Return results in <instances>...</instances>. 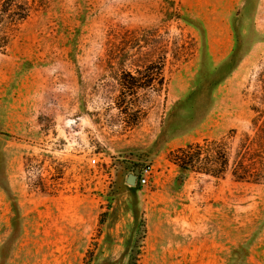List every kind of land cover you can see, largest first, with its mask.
I'll return each mask as SVG.
<instances>
[{"label": "rangeland", "instance_id": "obj_1", "mask_svg": "<svg viewBox=\"0 0 264 264\" xmlns=\"http://www.w3.org/2000/svg\"><path fill=\"white\" fill-rule=\"evenodd\" d=\"M9 36L0 264H264V0H37Z\"/></svg>", "mask_w": 264, "mask_h": 264}, {"label": "trees", "instance_id": "obj_2", "mask_svg": "<svg viewBox=\"0 0 264 264\" xmlns=\"http://www.w3.org/2000/svg\"><path fill=\"white\" fill-rule=\"evenodd\" d=\"M37 0H0V29L1 46L7 45L11 39L9 31L16 29V26L24 21L32 12L34 3ZM9 30V31H8ZM191 149V146H189ZM183 153L179 159V165L184 170H194L195 162L200 160L199 152H191L190 150H182ZM226 158L223 157L222 165L225 166ZM143 164L140 166L142 167ZM211 171V170H210ZM223 168H219L215 173H221ZM140 184V181L138 179Z\"/></svg>", "mask_w": 264, "mask_h": 264}, {"label": "built area", "instance_id": "obj_3", "mask_svg": "<svg viewBox=\"0 0 264 264\" xmlns=\"http://www.w3.org/2000/svg\"><path fill=\"white\" fill-rule=\"evenodd\" d=\"M93 162H96V159H93ZM153 173V165L152 164H146L141 167L140 175L138 176V179L140 181V184H146L151 175Z\"/></svg>", "mask_w": 264, "mask_h": 264}, {"label": "water", "instance_id": "obj_4", "mask_svg": "<svg viewBox=\"0 0 264 264\" xmlns=\"http://www.w3.org/2000/svg\"><path fill=\"white\" fill-rule=\"evenodd\" d=\"M141 172V166H137L132 172H130L126 178V182L130 186H135L137 184L138 176Z\"/></svg>", "mask_w": 264, "mask_h": 264}]
</instances>
